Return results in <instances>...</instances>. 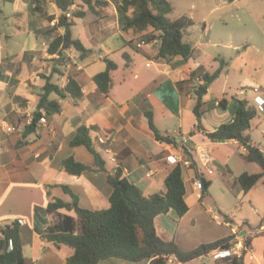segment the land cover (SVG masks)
<instances>
[{
	"label": "crops",
	"instance_id": "crops-1",
	"mask_svg": "<svg viewBox=\"0 0 264 264\" xmlns=\"http://www.w3.org/2000/svg\"><path fill=\"white\" fill-rule=\"evenodd\" d=\"M107 1L108 6L97 8L99 14L82 4L75 6V10L82 7L86 14L76 19L72 37L80 40L89 53L82 55L74 49L68 51L71 64L66 66L64 74L53 76L58 55L49 53L55 38L51 29L62 14L55 0L0 3V228L12 221L22 222L24 256L28 264H67L73 249L68 246L56 249L42 237L54 222L46 212L49 203L54 199L72 202V196L63 188L68 187L78 197L81 208L106 210L110 208L113 192L106 173L86 171L76 176L62 169L63 161L70 157L96 167L95 157L86 146L71 145L78 129L87 127L108 170L114 173L117 168L123 169L124 176L146 196L166 193L165 181L174 169L166 158L186 143L194 150L195 159L211 186L202 196L195 186L197 175L193 168H183L185 201L189 210L183 217L174 210L158 215L155 219L158 236L165 241H174L183 251H190L202 244L237 235L238 244L232 250H237L238 255L244 251L245 238L252 237V247L245 253L244 264H248L247 258L253 262L251 264H264V222L256 232L248 228L241 232L224 220L223 215H228L235 223L230 215L233 210L225 209L219 200L224 201L222 197H226L228 201H234L236 210L237 204L248 197L253 206L255 196L249 197V194L264 186V178L248 194L242 191L237 178L243 173L256 174L262 170H248L250 165L245 163L257 164L244 159L245 149L238 141H211L196 129L193 95V87L204 83V75L214 73L224 62L221 75L204 97L203 126L212 132L222 124L233 122L239 101L246 100L258 107V115L248 133L252 142L264 151L255 136L259 134L264 139V104L260 106L256 102L257 97L264 99L259 78L247 72L244 76L235 75L239 68L247 67L243 60L228 63L224 58L213 59L207 65L205 49L213 45L211 37L206 43L192 42V27L185 30L183 40L192 45L193 57L177 56L170 62L158 60L161 40L142 39V35L153 31L152 28L144 34L125 31L126 13L119 12L123 0ZM131 13L129 10L128 15ZM50 17L55 19L50 21ZM79 22L83 25L74 33ZM9 26L14 27L12 35L5 33L4 28ZM208 30L205 25L203 39ZM58 33L63 35L65 30L58 28ZM105 59L117 64L111 74L112 87L108 94L100 92L94 81L97 74L106 70ZM234 75L239 82L234 81ZM69 76L80 85L82 98L78 103L70 97L59 100L62 111L53 115L43 112L45 121L38 122L37 132L24 138L47 77H52V81L64 88ZM222 78L225 82L220 90L217 83ZM180 83H183L182 87ZM234 84L236 92L230 95L228 91ZM51 97L57 98L56 95ZM222 100L225 106L220 104ZM147 110L153 115L157 131L174 138L179 147L156 139ZM198 150L212 156V174L203 166ZM238 156L241 161L236 158ZM206 173L217 175L216 179ZM219 183L221 197L216 190ZM255 209L264 217L263 210ZM2 239L0 230V255L4 250ZM171 259V264H226L217 251L187 263H180L175 257ZM98 264H150V260L129 262L111 258Z\"/></svg>",
	"mask_w": 264,
	"mask_h": 264
},
{
	"label": "trees",
	"instance_id": "trees-1",
	"mask_svg": "<svg viewBox=\"0 0 264 264\" xmlns=\"http://www.w3.org/2000/svg\"><path fill=\"white\" fill-rule=\"evenodd\" d=\"M11 2L13 0H4ZM56 5L62 11L57 24L52 27L54 40L49 47L51 55H58L54 61L52 76L56 73L64 74L66 66L71 64V58L67 54L69 49H74L82 55L88 54L89 50L82 42L72 37V27L76 19L83 18L85 12L83 5L87 6L95 14H99L97 8L109 5L107 0H55ZM68 18L66 13L74 6H80ZM131 10V15L128 11ZM174 8L170 0H123L119 7L124 16V30H132L135 34H144L152 28L150 34L142 37L146 41L158 38L161 47L157 55L158 60L170 62L174 57L182 56L189 59L194 55L192 45L184 42V32L192 27L191 18L182 16L174 21L168 16ZM55 18L50 17L53 21ZM58 28H63L65 33L59 34ZM106 70L97 74L94 81L103 94H108L112 87V71L117 69V64L105 59ZM225 63L221 62L220 68L212 74H205L204 83L193 87V95L196 100L194 114L197 118L196 129L200 130L211 141L236 140L245 149L243 157L250 163L260 166L261 172L256 174L243 173L237 178V182L245 194H248L264 178V151L256 146L249 135L252 121L257 117L258 110L246 100H240L235 112L233 122L222 124L215 131H208L203 126L202 118L205 113L204 97L211 84L221 75ZM68 83L64 88L47 77L46 83L39 95L37 110L34 112L32 122L26 126L24 138L37 132L38 122L46 115L58 114L62 111L59 100L70 97L75 103L82 98V89L73 76H69ZM183 83H180L182 87ZM56 95L53 99L51 96ZM221 105H226L222 100ZM146 115L155 137L162 143L172 144L175 148L179 145L170 136L161 135L153 122L152 113L147 110ZM194 134V133H192ZM73 147L84 145L94 155L96 167H90L77 162L73 157L63 161L62 169L69 174L79 176L86 171L103 172L107 174V180L112 187L110 196V208L106 210H88L81 208L79 200L68 187H63L66 193L72 196V202L68 203L61 199L52 200L46 212L54 218V222L47 228L44 240L52 243L56 249L68 246L73 253L67 258V264H98L102 260L117 258L129 262H142L150 260V264H169V260L175 257L180 263H187L219 250L233 249L237 244V235H230L217 241L202 244L199 247L183 251L174 241H165L160 238L156 231L155 219L158 215L167 214L174 210L179 217H183L189 210L185 201V180L183 167L177 165L169 173L165 184L166 193L146 196L143 191L131 183L123 173V169L117 168L111 173L105 160L91 136V130L80 127L73 141ZM184 157L191 161V167L197 178L202 183V196L206 195L211 186L207 181L195 159L194 150L185 145L182 147ZM50 188V187H48ZM69 212V213H64ZM71 213V214H70ZM224 220L233 223L228 215H223ZM264 222V217H263ZM22 222L12 221L1 226L4 250L0 255V264H28L24 256L23 227ZM11 245V248H10ZM252 247V237L244 240V251L241 255L232 254L224 261L226 264H244L245 253Z\"/></svg>",
	"mask_w": 264,
	"mask_h": 264
},
{
	"label": "rangeland",
	"instance_id": "rangeland-1",
	"mask_svg": "<svg viewBox=\"0 0 264 264\" xmlns=\"http://www.w3.org/2000/svg\"><path fill=\"white\" fill-rule=\"evenodd\" d=\"M174 8L168 16L170 20L186 16L193 21L192 25V42H205L211 37L212 46L206 47V64L213 62V59H225L228 63L234 60L241 62L243 60L247 67L239 68L235 75L244 76L246 72L259 78V85L264 88V0H170ZM80 10V8L78 9ZM79 22L74 33L81 28L83 24ZM207 25L210 30L203 39L204 26ZM7 34L15 32L13 26L4 28ZM3 38V37H2ZM144 39V38H142ZM6 40H4L5 43ZM14 43V42H13ZM17 48V47H16ZM241 72H244L242 75ZM234 77V81L239 82V78ZM225 80L222 78L217 83L220 90L224 86ZM231 94L236 92L235 84L232 85ZM250 94V93H249ZM258 108V107H257ZM260 146H264V139L259 134L255 135ZM240 160V156L236 157ZM243 163V162H242ZM250 165L248 170L260 171V167L254 164ZM208 175V173H206ZM217 175L210 176L216 179ZM220 183L217 185V194L221 197ZM249 194V197L255 196L253 206L248 202V197L237 204L236 210L233 208L234 201L220 200V204L228 210H233L231 217L235 220L232 225L238 227L241 232L245 228L253 230L263 223V214L256 211L260 208L264 212V186H259ZM233 204V205H232ZM216 212H218L216 210ZM262 212V211H261ZM262 212V213H263ZM219 213V212H218ZM221 217V214L219 215ZM224 218V217H223ZM216 222V221H215ZM249 222V227L246 224ZM246 223V224H245ZM248 264L253 262L249 261Z\"/></svg>",
	"mask_w": 264,
	"mask_h": 264
},
{
	"label": "built area",
	"instance_id": "built-area-1",
	"mask_svg": "<svg viewBox=\"0 0 264 264\" xmlns=\"http://www.w3.org/2000/svg\"><path fill=\"white\" fill-rule=\"evenodd\" d=\"M3 1L4 0H0V3H2ZM74 10H75V6L72 7V9L66 13V16L68 18L72 17V13ZM53 24L55 25V23H53ZM70 50H72V48L69 49L68 51H70ZM256 102L258 103V105L262 106L264 104V99L261 97H257ZM42 121H45V120L42 119ZM183 144H184L183 146L186 145V143H183ZM198 153L201 157L203 166L207 168V170L210 174H212L213 173V169H212L213 158H212V156L210 155V153H208L207 151H203V150L202 151L198 150ZM166 160L170 165H173L174 167H176L177 165H181L183 168H187V169L192 168L191 167V161L184 157L182 149L174 151L173 153L168 155ZM195 186H196V189L200 193H202V183H201V180L199 178L196 179ZM217 253H218V256L220 258H226L232 254L238 255V251L232 250V249H230V250H219V251H217ZM171 263H172V259L169 260V264H171Z\"/></svg>",
	"mask_w": 264,
	"mask_h": 264
}]
</instances>
